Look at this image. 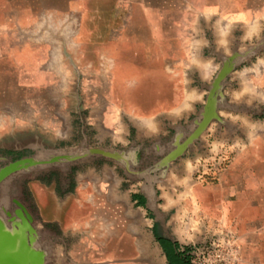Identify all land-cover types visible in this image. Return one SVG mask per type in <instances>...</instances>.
<instances>
[{"label": "crops", "instance_id": "crops-1", "mask_svg": "<svg viewBox=\"0 0 264 264\" xmlns=\"http://www.w3.org/2000/svg\"><path fill=\"white\" fill-rule=\"evenodd\" d=\"M46 9L67 12L83 26L75 35L83 40L76 49L78 64L90 72L85 80L94 88L83 98L80 140L86 146V168L62 173L53 186L48 180L34 182L37 197L48 202L42 209L49 227L79 233L82 248H101L109 242V230L118 225L109 215L123 216L131 204L154 216L152 227L167 225L178 191L183 216L188 218L195 208L216 220L234 263L264 264V129L249 126H264V117L240 109L258 107L264 113V0H0V49L11 48L6 41L14 22ZM178 19L185 24L180 47L172 30ZM225 62L231 68L216 98L217 117L198 132L209 88ZM190 69L196 78L191 84ZM140 70L184 93L181 98H135L136 103L153 102L154 110L158 105L160 114L142 106L130 109L124 98H111L104 88L110 71ZM190 91L197 97L185 98ZM162 114L167 125L156 121ZM228 116L248 121L243 120L248 125L245 141L225 163L219 160L211 172L195 176L199 142L212 125L226 124ZM157 144L165 151L158 152ZM175 149L179 155H173ZM51 165L57 164L44 167ZM64 180L71 184L61 189ZM43 248L47 263L50 252Z\"/></svg>", "mask_w": 264, "mask_h": 264}, {"label": "rangeland", "instance_id": "rangeland-1", "mask_svg": "<svg viewBox=\"0 0 264 264\" xmlns=\"http://www.w3.org/2000/svg\"><path fill=\"white\" fill-rule=\"evenodd\" d=\"M179 19L172 24L174 34H177V47H180L185 25ZM81 26L67 12L51 9L38 15L30 13L22 22L12 24L11 39L6 41V46L11 43V48L0 49V168L9 161L27 156L43 160L57 154H83L86 151L84 142L80 140L85 116L83 98L94 88L86 84L85 78L90 72L80 69L78 64L81 57L76 49L80 48L83 40L76 39L75 35L79 30L83 31ZM218 26L224 30L225 24L219 22ZM202 66L208 67L207 64ZM189 79L190 84L191 79H196L195 71L191 69ZM104 88L111 98H124L130 109L142 106L158 114L161 113L158 105L154 110L153 102L136 103L135 98H181V93H184L175 85L168 88L163 78H155L149 70L110 71ZM194 95L196 98L195 92ZM240 109L251 116L263 110L243 105ZM227 120L226 124L212 125L204 140L199 142V155L193 161L195 176L211 172L219 160L225 163L245 141L248 125L244 119L228 116ZM156 121L166 123L163 114ZM131 122L136 124L137 119H131ZM249 126L264 129L259 124ZM157 148L158 152L165 151L160 144ZM148 159L143 160V165L148 164ZM56 164L36 166L29 169L28 174L15 172L0 182V213L4 210L13 212L17 208L14 200H17L29 211L34 225L44 227L38 232V245L45 246L50 252L47 264H92L89 256L98 258L102 264H169L159 238L176 243V251L184 253L191 264H236L227 241L218 235V224L214 218L199 213L195 208L188 218L181 214L182 198L178 191V196H174L171 203L173 213L167 215V225L152 227L154 216L145 208L131 207L130 204L124 208L123 216L109 215L110 222L117 221L118 225L116 230H109L108 244L101 248L91 245L82 248L79 233L64 234L49 227L51 221L42 209L48 202L37 197V184L34 182L48 180L47 184L56 185L59 175L69 174L71 169L83 171L88 161L83 158L71 162L60 158ZM44 173L56 176L47 179ZM67 180L62 181L61 189L71 184ZM132 189L136 190V187ZM161 193L163 198L165 193ZM88 241L91 242L90 238ZM57 259L61 261L55 263Z\"/></svg>", "mask_w": 264, "mask_h": 264}, {"label": "water", "instance_id": "water-1", "mask_svg": "<svg viewBox=\"0 0 264 264\" xmlns=\"http://www.w3.org/2000/svg\"><path fill=\"white\" fill-rule=\"evenodd\" d=\"M230 68L231 63L225 62L211 83L198 132L206 127L212 117H217L214 113V105L216 98L221 94L222 81ZM86 154L85 151L83 154H57L43 160L37 157H23L16 161H9L0 168V182L15 172H24L26 169H33L39 165L45 166L58 162L60 158L71 162L82 160L86 158ZM179 154L180 150L173 151L174 156ZM14 203L17 208L13 212L4 210L2 214L0 213V264H45L46 252L38 245V231L31 214L22 203L17 200H14Z\"/></svg>", "mask_w": 264, "mask_h": 264}, {"label": "trees", "instance_id": "trees-1", "mask_svg": "<svg viewBox=\"0 0 264 264\" xmlns=\"http://www.w3.org/2000/svg\"><path fill=\"white\" fill-rule=\"evenodd\" d=\"M258 117H264V113L257 114ZM159 243L163 248L169 264H191L189 258L184 253L176 251L177 244L168 239L159 238Z\"/></svg>", "mask_w": 264, "mask_h": 264}, {"label": "bare ground", "instance_id": "bare-ground-1", "mask_svg": "<svg viewBox=\"0 0 264 264\" xmlns=\"http://www.w3.org/2000/svg\"><path fill=\"white\" fill-rule=\"evenodd\" d=\"M245 25V24H244ZM245 28V27H244ZM252 29H254L253 27H252ZM245 35H247V34H245ZM252 35V34H251ZM223 42H224V40H223ZM259 62V61H258ZM207 63V62H206ZM261 63V62H260ZM209 65V64H208ZM255 66V65H254ZM203 67V66H202ZM209 68V67H208ZM258 68V67H257ZM242 74V73H241ZM195 97V95H194V92L193 93H190V94H188V95H186V97L185 98H187L188 100H190V99H193ZM226 113V112H225ZM180 114V113H179ZM238 118V117H237ZM244 120L246 121V119L244 118ZM246 122H248V121H246ZM259 127V126H258ZM257 127V128H258ZM255 129V128H254ZM173 200V199H172ZM127 216V215H126ZM132 216V215H131ZM133 220V219H132ZM146 224L147 225H149V221H146ZM151 224V223H150ZM97 232V231H96ZM93 233H95V232H93ZM141 237H142V234H141ZM146 237V236H145ZM143 243V242H142ZM154 250V249H153ZM140 252V251H139ZM156 254V253H155ZM162 257V256H161ZM160 257V258H161ZM159 258V259H160ZM164 259V258H163ZM58 260V259H57Z\"/></svg>", "mask_w": 264, "mask_h": 264}]
</instances>
